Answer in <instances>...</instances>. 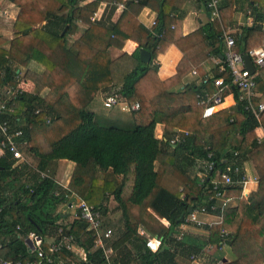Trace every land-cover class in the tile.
<instances>
[{"label": "trees", "instance_id": "1", "mask_svg": "<svg viewBox=\"0 0 264 264\" xmlns=\"http://www.w3.org/2000/svg\"><path fill=\"white\" fill-rule=\"evenodd\" d=\"M6 1L15 4L19 13L12 39L0 35V103L13 108L4 116L12 129L23 131L19 141L28 144L20 146L21 151L33 153L38 163H22L25 165L21 167L9 151L0 156V264L37 258L25 240L31 232L42 237L47 252L48 234H55L56 242L71 238L72 245L85 251L86 257L79 259L62 246L51 253L52 264L68 257L71 262L65 264H109L103 249L96 247L95 232L87 222L77 217L69 224L62 223L66 216L60 208H68L71 195L100 209L103 215L110 198L116 200L123 227L113 242V235L106 242L122 264L131 263L133 252L138 264H155L157 260L177 264L176 248L189 251L191 260L209 245L221 247L222 241L234 256L225 264H263L264 140L258 141L256 128L264 127V111L259 122L246 108L248 103L233 85L225 57L223 70L201 84H183L178 75L162 81L154 63L172 43L187 58L205 52L208 45L214 55L224 56V31L219 20L210 21L193 34L174 36L168 34L172 29L167 27V18L183 5L180 0L127 1L118 21L110 26L89 21L97 2L81 7L80 0ZM239 1L224 0L222 14L233 12ZM245 1L251 7L254 27H244L242 33L234 35V49L248 55L264 45V0ZM146 6L159 13L152 29L145 28L137 18V12ZM79 22H85L86 28L70 44ZM133 32L140 34L139 47L114 56L113 50L123 49ZM141 49L151 53L149 63L141 60ZM34 63L43 72L33 71L30 67ZM22 78L33 81L36 91L19 89ZM218 78L231 86L237 105L204 118L200 100L213 93L212 82ZM255 80V91H264V79L255 75ZM112 91L129 103L140 104L128 119L131 126L102 125L90 110L98 93ZM261 102L253 98L256 107ZM158 123L191 135L172 147L170 138L156 136ZM209 153L216 163L214 169L203 180L192 177L188 168L196 166L197 161H207ZM62 159L75 163L67 188L38 168ZM250 160L259 175L257 190L242 197L236 207L222 209L217 200L211 199L213 179L229 164L245 172L244 164ZM26 176L30 183L23 181ZM239 189L232 190L241 195ZM202 206L220 221L200 225L210 232L209 239L191 248L185 243L186 236L177 240L175 234L186 222L189 209ZM162 220H167L168 226ZM140 225L162 241L158 252L147 248V237L138 232ZM215 262L220 264L221 259ZM117 263L116 258L112 264Z\"/></svg>", "mask_w": 264, "mask_h": 264}, {"label": "crops", "instance_id": "2", "mask_svg": "<svg viewBox=\"0 0 264 264\" xmlns=\"http://www.w3.org/2000/svg\"><path fill=\"white\" fill-rule=\"evenodd\" d=\"M2 1L3 0L0 1V14L2 15V13H5L6 15H8V18L10 17L11 27H12L11 36H13V24L19 13V8L15 4L7 1L9 2L10 9L7 7L6 8L7 10H3ZM181 1L183 2V5L180 8L177 7L176 10L170 13L167 18L168 20L167 27H170V29H172L168 32L169 35L173 34L174 36H179V35L187 36L195 32H198L204 25L212 21L210 18V12L205 5V0H180L179 2ZM95 2L98 3V8L92 15H90L89 21L91 22L98 21L107 26L113 25L114 23L118 21V19L120 18L122 14L123 8H119L118 5L114 3V1L112 2L111 0H80V6L84 7L86 5H89ZM223 2L224 0H221V4H220L221 6L223 5ZM175 3L177 2L175 1ZM10 10H11V14H10ZM227 12H224L223 14L221 12V17L219 20V23H221V27L224 31V35L225 34L230 35L234 38V35L243 32L244 27H249L251 29L254 27V20L251 14V7L247 1L240 0L235 5L233 12H229L230 14ZM137 18L145 28L152 29V26H151L152 23L154 21L156 23L158 22L159 13L154 8L150 6H146L137 12ZM259 24L261 25V23ZM78 25H79L78 31L73 36L75 38L74 40H76L81 35V33L83 32L84 26L86 28L85 22H79ZM3 37L5 38V36ZM139 42H140V34L138 32H133L131 37L126 41L123 49L113 50L112 54L114 56H118L119 54L123 52L132 53L135 51V49L139 47ZM224 43L225 45L223 44L224 46L223 51L225 54V51H226L225 40H224ZM261 47H264V45ZM212 48L213 47L211 45H208V48L205 50V52H202L193 58H187L182 52V50H180V48H178L174 43L170 44L168 48L165 51L160 52L157 55L156 59L154 60L155 65L158 67L157 71H158L159 78L162 81H165V80L171 79L172 77L178 75L181 78L183 84H186V83L201 84L205 80L207 81L208 79L212 78L215 74L220 73L224 68V64H223L224 56L219 57L217 55H214L211 52ZM30 68L36 72H43V68L37 63L32 64ZM257 75L261 77L262 79H264V67L257 69ZM18 88L21 89L22 91H27L30 93H33L36 91V85L34 84V82L29 79H25V78L20 79ZM101 93L102 92H100V94ZM256 93H257V98L260 99V101L264 103V91L263 90L259 92L256 91ZM100 94L98 93L97 98H99ZM235 105H237V100L235 98V94L232 89L231 93L226 97L225 103L221 107V109H230L231 107ZM177 130H180V129H172L171 126L158 123L156 126V136L159 139H162V138L166 139V137H168L171 140V138L173 137V135L176 133ZM256 135H257V138L264 136L263 126H259L258 128H256ZM26 143L28 144L27 141ZM22 152L25 155V159H26L25 163H27V165L29 164L37 165L38 160H37V157L34 156L33 153L31 152L25 153L24 150ZM24 165L25 164H21V167H23ZM244 165H245V172L247 175L251 176L254 179L255 178L259 179L256 166L251 160L248 162H245ZM38 168L41 170L42 173L44 174L48 173L53 178H55V180L58 182L60 186H62L63 188H67L69 186L73 172L75 170V163L69 160L62 159V160L54 161L48 165H41V167H38ZM188 169L190 170L191 167ZM258 183L252 181L251 183L247 185L245 191L242 189H239L241 190V195L238 194L237 190H230L228 193V197L231 199L229 207H236L237 205H239V202L241 201L242 197H248V195L252 191H256L258 188ZM77 199H78L77 197L71 195L68 200V208H66L65 206H62L60 208V210L65 212V216H66L65 219L62 221V223L69 224L77 218L76 217V214H77L76 203L78 202ZM110 202L114 204L113 209H112V205L110 204ZM70 204H73V205L75 204V206L70 207ZM110 207L116 214L121 213V210L118 209V204L113 197L110 198L106 210L107 211L111 210ZM121 217H122V214H121ZM199 219L202 222V225H210V224L218 222L220 218L217 215L206 213V214H200ZM147 221L150 224H153L152 222H150L149 219H147ZM162 223H164L166 226H168L169 224L167 220H162ZM118 224H117L118 229L120 227H123L120 220ZM181 227L187 233L186 237L184 236L185 243L191 248L201 245L204 242H207L209 239L210 232L207 229L205 230L204 228H202V226L197 225L196 223H189ZM108 229H111V228H108ZM142 231L145 232L147 235L151 236L150 232H148V230L144 226L140 225L138 229V232L140 233V235H142L141 234ZM116 233L117 231L115 232V234L113 232L114 235L112 238V242L114 241V239H116V236H117ZM151 237H154V236H151ZM55 239H56L55 234H48L45 237V242L47 245H50L51 243L55 242ZM107 243L110 246L108 241ZM129 244L130 243H128V245ZM129 247H131V245ZM226 250H228L229 257L226 254ZM71 251H73L76 258L84 259L86 257L84 249L75 244H73ZM222 251L223 252L219 250L218 251L215 250L211 256V260L219 261V259H221V262H222V260L226 258L228 262H230L231 260L234 259V256L232 255V253L230 252L228 248L224 247ZM131 257L132 258L130 260L131 261L130 264L139 263V259H137L138 256L135 252H133V255ZM116 258L118 259L117 264H122L120 256H118L117 253L116 254L114 253L112 260L114 261ZM175 260L177 264H195L191 262L190 260L189 251H187L183 247H180L179 249L177 248L175 249ZM68 262H71V259L69 257L67 259L62 258L59 262H57V264H65ZM155 264H162V263H160V261L157 260Z\"/></svg>", "mask_w": 264, "mask_h": 264}, {"label": "built area", "instance_id": "3", "mask_svg": "<svg viewBox=\"0 0 264 264\" xmlns=\"http://www.w3.org/2000/svg\"><path fill=\"white\" fill-rule=\"evenodd\" d=\"M127 1H137V0H123L121 2H115L119 8H126ZM221 0H205V5L210 12L211 20H220L221 17V8L220 5ZM156 25L154 21L152 23V28ZM262 28L264 29V22L262 23ZM224 40L226 42V51L224 54L225 62L227 64L228 69L231 72L232 83L235 85L239 91L241 92V98L247 101L246 108L254 113L258 121H261V112L264 111V103L261 102L258 107H256L253 103V98L257 97V93L255 91L256 80L255 75H257V69L264 67V47L256 48L251 50L248 56L251 58L256 71L254 74L247 68L245 63V55L238 53L235 51V40L230 35H224ZM195 74V72H194ZM214 91L211 95H206V97L200 100L201 105L204 106L203 109V117L209 118L219 112L221 107L225 103L226 97L231 93V86L225 83L223 78L215 79L213 82ZM104 105L106 108L111 109L119 106H123V110H127L128 112L137 111L140 109V104L138 102L129 103L122 96L116 92L109 93L104 98ZM13 110L12 107L8 106L6 102L0 103V156L3 155L6 151H9L13 158L16 159L17 163L20 165L26 162L25 155L20 149V146L26 145V142L19 141L20 137L23 135V131L18 129H12L11 122L4 115L9 113V111ZM4 116V118H2ZM190 132L185 130H177L176 133L170 140L172 147H176L178 143L185 141L187 137H189ZM264 140L263 137H258V141L262 142ZM21 144V145H20ZM238 154V152H235ZM212 153L208 154V160L204 161L205 170L211 172L216 163L211 160ZM204 170V171H205ZM241 178L238 177L240 174ZM206 177H202V180ZM259 182V179L252 178L244 172V169L240 166H232L231 164L227 165L225 170H221L216 177L212 181L214 195L211 199H215L221 205L222 209L228 208L230 206L231 199L228 197V193L232 189H242L246 190V187L251 182ZM78 202L76 203L77 214L76 217L82 219L83 221L88 223L89 229L95 232V245L97 248L103 249L106 259L109 264H112V257L114 255L113 249L106 242L107 239H110L113 235L112 229L104 228L103 221V213L100 209L95 208L93 205L88 204L85 200L78 198ZM72 206H74L72 204ZM206 206L197 207L195 209L192 208V212H190L187 216L186 222L183 225H187L189 223H196L197 225H202V222L199 219L200 214H206ZM178 228V233L175 234L177 240H182L186 233L182 227ZM62 231V230H60ZM226 233V230L223 231ZM142 235L147 237L146 246L152 252H158L162 246V241L157 237H151L147 235L145 232H141ZM26 243L31 251H35L37 253V258L32 261L26 262H11L6 261L4 264H52L53 259L51 253L59 251L62 246H66L68 249H72L73 245L70 242L71 238H64L59 242H53L49 246V252H47L44 248V242L41 236H39L35 232L29 233V235L25 238ZM225 243L222 241L221 247H217L215 245H209L205 247L202 253L199 256L195 254L191 256V261L193 262H202L206 256L207 258H211L212 254L217 249H224ZM1 247V240H0Z\"/></svg>", "mask_w": 264, "mask_h": 264}, {"label": "rangeland", "instance_id": "4", "mask_svg": "<svg viewBox=\"0 0 264 264\" xmlns=\"http://www.w3.org/2000/svg\"><path fill=\"white\" fill-rule=\"evenodd\" d=\"M7 7L9 8V2L3 0L2 1V9L7 10L6 9ZM10 14H11V10H10ZM84 29H85V26H84L83 30ZM11 33H12V27H11L10 17L8 18V15H6L5 13H2V15L0 16V34L5 36L6 40H9L12 37ZM74 39L75 38L71 36L69 43L71 44L74 41ZM104 94H105V96L107 95L106 93H101L99 98H97L96 102H94L90 106V110L95 112L96 119L98 120V122L101 123L102 125H105V126L116 125V126H119L122 128L131 126L132 123H129V120H128V119H131L130 118L131 112H128L125 109L123 110V106L115 107L113 109L106 108L103 104L104 98H105ZM196 164L197 165L192 166L190 170L188 169L189 174L192 177H201V176L204 177L207 173V171L204 168V166H205L204 161H197ZM29 180H30V177L26 176V177H24L23 181L25 183H30ZM112 202H110V204L112 205V209H113L114 204ZM74 206H75V204H74ZM110 209H111V207H110ZM112 209L109 211L106 210L107 212L105 213V215L103 217V221H104V228L105 229L111 228L115 234L116 231L118 232L117 227L119 225L118 224L119 220H121L120 219L121 213L116 214ZM219 221H220V219H219ZM226 254L228 256V250H226ZM191 262H193V261H191ZM193 263H195V264H219V263L215 262V260H211V258L206 259V256L204 258V261L199 262V263L198 262L197 263L193 262Z\"/></svg>", "mask_w": 264, "mask_h": 264}, {"label": "water", "instance_id": "5", "mask_svg": "<svg viewBox=\"0 0 264 264\" xmlns=\"http://www.w3.org/2000/svg\"><path fill=\"white\" fill-rule=\"evenodd\" d=\"M140 58L144 63H149L152 59V55L148 50L141 49ZM244 59H245V63H246L247 68L251 71L252 74H254L256 71V68H255L251 58L248 55H245ZM70 207H72V204H70ZM189 212H192V207L189 209ZM226 262H228V260L226 258H224L220 264H225Z\"/></svg>", "mask_w": 264, "mask_h": 264}]
</instances>
